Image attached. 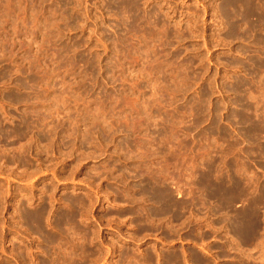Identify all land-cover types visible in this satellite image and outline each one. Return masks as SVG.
Instances as JSON below:
<instances>
[{
	"label": "rangeland",
	"instance_id": "rangeland-1",
	"mask_svg": "<svg viewBox=\"0 0 264 264\" xmlns=\"http://www.w3.org/2000/svg\"><path fill=\"white\" fill-rule=\"evenodd\" d=\"M221 2L0 0V264H264V199L248 243L227 218L250 210L252 193L227 215L192 205L201 163L241 180L247 167L264 187V154L237 120L240 96L264 118V87L235 88L253 80L264 25L230 35L239 23L221 20ZM125 127L158 167L159 150L174 157L165 185L187 204L180 219L146 216L158 206L132 175L146 155ZM177 162L187 173L171 172Z\"/></svg>",
	"mask_w": 264,
	"mask_h": 264
},
{
	"label": "bare ground",
	"instance_id": "bare-ground-1",
	"mask_svg": "<svg viewBox=\"0 0 264 264\" xmlns=\"http://www.w3.org/2000/svg\"><path fill=\"white\" fill-rule=\"evenodd\" d=\"M261 6H264V0H222L219 8V16L221 20H224L227 23H230L231 19H235V22L239 23L237 27L231 24L233 30L230 35H236L239 33V35L247 36L248 30L251 29L250 22L255 21L264 25V20H260L261 13L258 11ZM255 27H259V24L255 25ZM254 45L256 47L255 52L260 54L261 57H258L256 61H253V80L249 83L244 81L235 86L239 93L244 92L247 88L256 90L260 89L262 86L264 87V79L260 75L261 70L264 69V34H261L258 38H254ZM30 80L34 81L35 76H31ZM240 98V105L243 108V111L237 114V120L241 129L240 136L243 137L248 144L254 145L255 149H257V151L254 152V155L259 157L264 154V118H261L258 113L259 103L255 102L250 105L246 103L244 96H240ZM244 111L249 113H244ZM141 125H143V123ZM27 126L28 124L25 125V127ZM18 131L21 132L22 130ZM123 131L125 132V144L132 149H143L144 155H146L145 158H136L135 162L139 163V166H137V168H133L134 173H132V175L137 178L138 194L141 196V201L145 200L149 202L150 205H154L156 207L158 206V208L146 212V216L162 217L170 214L174 220L180 219L182 217L180 210H184L187 204L184 203L176 207L173 202L171 192L165 185V182L170 179L167 164L171 162L174 157L165 155L161 150H159L160 153L164 155L161 158H163L165 165L158 167L156 161L151 158L150 153L147 151L149 146L145 143L137 144L132 139L134 129L132 127H125L123 128ZM236 144L237 142H234L233 146L235 147ZM245 152L246 153H244V155L247 158L249 155H252L251 150ZM143 158L144 161H142ZM201 165L203 168L200 173L192 174V177H188L190 180L192 178L190 184L197 194V197L194 202H192V205L204 206L206 204H211L215 209L214 213L227 215L235 202L240 201L252 193L253 196L251 197V200H249V202H251L249 207L250 210H247L242 214L238 213L234 215L233 218L227 216V221L235 226H232L231 228L237 229V235L243 238V241L248 243L254 238V234L256 233L254 215H252L251 211L254 213L264 199V187L257 185L253 179L245 176L244 173L247 172V167L244 168V170L241 169V172L244 175L241 180V177L237 178L234 176L231 166L227 167L228 170L226 175L223 176L220 173H217L215 169H212L209 163H201ZM181 167L182 163L177 162L175 166H173L171 172H178L180 170L187 173V170L182 169ZM259 167L264 170V163H261ZM190 174L191 173L188 175ZM172 177L174 178V176ZM253 177L256 178L255 176ZM253 186L255 187L251 192H249V189ZM65 216L67 215H63L59 221H56L59 226L68 225V223H70V217ZM37 217L39 216L33 213L27 215V218H29L28 221L32 224V227L39 231L41 230L42 222H40V218ZM252 220L253 224L251 225L250 222ZM244 229L246 230V233H244ZM244 236H247V238ZM47 240L49 244L53 242V239L50 236H47ZM195 259L198 261L196 257ZM176 260L177 258L172 257L169 258L166 263H176Z\"/></svg>",
	"mask_w": 264,
	"mask_h": 264
}]
</instances>
